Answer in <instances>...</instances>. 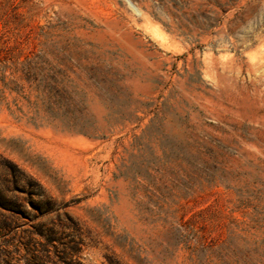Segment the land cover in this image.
<instances>
[{
    "label": "rangeland",
    "instance_id": "374dc122",
    "mask_svg": "<svg viewBox=\"0 0 264 264\" xmlns=\"http://www.w3.org/2000/svg\"><path fill=\"white\" fill-rule=\"evenodd\" d=\"M0 189V264H264V0H0Z\"/></svg>",
    "mask_w": 264,
    "mask_h": 264
},
{
    "label": "trees",
    "instance_id": "16d2710c",
    "mask_svg": "<svg viewBox=\"0 0 264 264\" xmlns=\"http://www.w3.org/2000/svg\"><path fill=\"white\" fill-rule=\"evenodd\" d=\"M10 165L11 166H9V165L7 166V171H8V173H11L12 174L14 183H22L23 179H28L27 181H33L30 178H28L26 176L25 172L22 171L20 168H18L17 166H15L13 164H10ZM17 173H19V175H17ZM23 177H25V178H23ZM29 185H34V184H29ZM35 185L38 186L39 184L36 182ZM6 187L7 188L11 187L9 180H7V186ZM32 187H34V186H32ZM37 188H39V186ZM32 189H34V188H32ZM31 194L38 195V193H36V192H31ZM29 203L35 209H40L41 208V206L35 200H31V201H29ZM7 205L8 204H6V202L3 200L2 196H1V189H0V206L2 208H5L6 209L7 208Z\"/></svg>",
    "mask_w": 264,
    "mask_h": 264
}]
</instances>
